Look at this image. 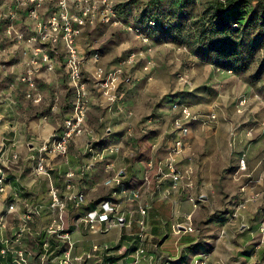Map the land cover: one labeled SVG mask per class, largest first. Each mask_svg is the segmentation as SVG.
I'll return each mask as SVG.
<instances>
[{"label": "rangeland", "instance_id": "1", "mask_svg": "<svg viewBox=\"0 0 264 264\" xmlns=\"http://www.w3.org/2000/svg\"><path fill=\"white\" fill-rule=\"evenodd\" d=\"M236 1L244 5L240 25L231 17L227 0H44L33 16L30 11L36 7L26 8L12 0L0 14L16 12L15 30L24 35V41L19 44L9 37L6 23L0 25V31L3 28L8 42V56L23 51L28 53L29 64L32 58L39 61L33 67L34 88L44 83L43 71L58 69L61 73L65 99L56 105L59 112H53L57 101L52 96L43 106L38 100L37 116L48 112L52 119L64 121L72 114L74 90L68 61L74 51L82 64L86 88L94 91L98 101L99 108L94 109L88 99V115L97 120L107 115L116 125L132 111L131 120L135 118L148 137L161 143L170 140L174 145L181 142V160L196 169L199 191L208 188L221 193L212 196L209 209L203 206L201 213L236 220V213L246 207L243 193L249 190L258 199L250 203L256 211L252 217L255 222L262 217V226L264 2ZM45 56L50 58L51 69ZM10 60H2L0 69L9 68ZM98 69L103 70L106 80L117 73L119 88L114 95H122L121 100L114 102L104 96L102 83L93 78ZM22 77L17 81L25 83ZM1 82L9 85L8 79H2L0 88L4 87ZM101 101L112 104L102 108ZM181 108H188L198 118L185 122L186 136L173 128ZM11 143L5 141L4 153H11ZM2 146L0 142V149ZM243 158L246 172L240 171ZM4 236L11 238L7 230Z\"/></svg>", "mask_w": 264, "mask_h": 264}, {"label": "crops", "instance_id": "2", "mask_svg": "<svg viewBox=\"0 0 264 264\" xmlns=\"http://www.w3.org/2000/svg\"><path fill=\"white\" fill-rule=\"evenodd\" d=\"M11 2L0 0V11L8 9ZM2 30L0 65L2 60H8L9 57L11 64L4 71L0 69V81H9L8 86L1 82L4 87L0 88V142L3 145L0 149V168H3L6 176V192L0 195V216L7 214L9 205L15 206V215L5 216L11 238L19 226L17 219L23 214V203L29 202L40 208L39 215L31 224V235L20 244H12L11 250L23 247L33 254L29 258L31 263L39 261L38 257L44 251L38 241L46 239L45 228L52 214L49 209V191L55 187L65 199L72 193L82 194L86 198V203L77 210L73 203L67 204L66 226L71 233L75 253L89 251L94 245H110L129 256L134 248L143 245L156 264H166V260H169L168 264H191L202 253H210L209 264H264V224H259L263 221L262 217L257 222L252 217L255 210L250 203L258 200L253 197L254 194L249 190L243 193L242 201L246 207L239 211L240 214L236 213V220L211 213L204 216L202 207L208 208L211 197H219L221 193L208 188L199 191L194 178L196 169L190 164H183L180 156L175 173H171L165 164L174 143L170 140L161 143L160 139L148 137L150 134L143 130L142 125L135 118L131 120L132 111L129 112L131 116L125 114L116 125L111 123L107 115L97 120L89 114L87 127L92 134L74 137L65 156L51 158L49 176L34 177L37 165L35 150L44 137L64 130L68 118L66 116L64 121H57L48 112L43 117L37 116L40 106L38 100L43 106L52 96L57 101L53 112H59L56 105L58 102L59 106L62 105L65 99V93L60 88L61 73L58 69L47 73L43 71L41 75L45 78L44 83L33 90L27 83L18 82L17 79L30 68L26 58L28 53L13 50L16 56H8L5 50L8 42ZM24 64H27L26 67ZM30 93L32 98H28ZM88 95L90 107L99 108L94 91L88 89ZM99 103L102 108L112 104L107 101ZM91 139H94L100 150L107 148L119 151L106 152L105 159L99 161L89 151ZM6 140L12 142L10 154L4 153ZM71 172L75 177L70 180L72 189L68 190L66 175ZM109 180L111 182L107 185ZM118 182L129 192L137 193L139 198L132 199L130 195L124 194ZM103 201H109L117 209L110 223L96 224L91 230L78 220ZM141 208L148 213L145 240L140 238ZM189 215H192L197 232L175 236L173 226L185 223ZM0 232L1 238L10 239L4 236L2 229ZM13 259L12 253L5 257L0 253V264H10ZM127 260L130 263L131 260ZM140 264L146 263L142 261Z\"/></svg>", "mask_w": 264, "mask_h": 264}, {"label": "built area", "instance_id": "3", "mask_svg": "<svg viewBox=\"0 0 264 264\" xmlns=\"http://www.w3.org/2000/svg\"><path fill=\"white\" fill-rule=\"evenodd\" d=\"M20 5L23 7H36L30 11L31 15L37 11V8L41 7V3L44 0H18ZM90 1V0H89ZM112 11V9H111ZM16 19V12L9 10L7 13L0 14V25L6 23V33L9 37L17 39V41H24V35L21 33H16L14 20ZM152 26H155V23H151ZM56 30V28H54ZM136 33L143 36L139 29L136 30ZM8 37V38H9ZM47 37L43 39L46 40ZM143 43H147L148 39L143 37ZM29 46V44H27ZM135 56V55H134ZM45 64L51 69L50 58L48 56L44 57ZM68 67L70 72V77L72 80V88L74 90V109L72 114L67 118L65 122V128L62 131L53 132L50 135L44 137L41 140L39 147L35 150L37 158V165L34 169V177L49 176V163L52 157H63L67 154L69 146L72 142V139L77 136H81L85 133L92 134V132L87 127V118L89 110V95L88 88L83 81V71L81 61L78 59L74 51L71 53V57L68 61ZM39 61L31 59L29 64V69L27 70L24 77H22V82L27 83L30 88L34 89V83L32 82L33 67L38 65ZM145 70L148 71L149 68L145 67ZM93 78L100 81L103 86L104 96H107L109 100L116 101L118 98L121 100L122 95L115 96L114 93L118 91L119 88V76L117 73H111L109 77H104L103 70H95ZM28 98H32V94L28 95ZM176 109L178 107H175ZM132 114L129 113V116ZM214 118V117H212ZM198 118L194 116L188 108H181L180 118L175 120L174 128L183 136L188 134V124L185 122L195 121ZM89 151L95 154V158L99 161L105 159L106 152H118V149H98L95 144L94 139L89 141ZM183 153V145L181 142H178L174 148L170 151V154L167 157L165 166L169 169L171 173H175L176 164L178 163V158ZM17 158V157H15ZM264 165V160H263ZM240 171H247L246 160L243 158L240 162ZM0 195L4 194L5 191V182L6 176L3 168H0ZM75 177L73 172L66 175V179L69 180L67 183V189H72V180ZM111 180L107 181V185L110 184ZM121 186L124 194L130 195L132 199H138L139 195L134 192H129L121 182H118ZM50 203L49 209L51 211L50 223L45 228V237L46 239H41L38 243L41 244L43 249V254L39 255V261L30 262L29 258L33 254L30 253L27 249H15L11 250L12 244H20L29 237L30 227L34 219L39 215L40 208L36 205H33L29 202H24L23 214L17 219L19 226L14 233L13 237L0 238V247H2L0 253L2 256H7L8 253L14 255V259L11 263L13 264H140L142 261H145L146 264H156L155 259H153L143 247L140 245L133 249L132 253L129 256H125L121 253V250L110 245H94L89 251L83 253H75L74 243L71 241V233L66 226V219L68 215V203H73L74 208L77 210L86 203V198L79 193H72L67 199H65L60 190L52 187L49 191ZM197 207V206H196ZM195 207V208H196ZM15 206L9 205L7 214L0 216V229L4 232L8 229V221L5 218L7 215H15ZM117 213L116 207L112 206L109 201L101 202L95 209L89 210L85 213L84 216L80 217L78 220L89 227V229H94L96 224H108L111 222V216ZM140 214L142 219L139 221L141 228L140 238L145 240L147 235L145 233L146 228V217L147 211L145 209H140ZM131 223L129 222V225ZM197 229L192 222V215L187 217L185 223H179L173 226V233L175 236H181L185 233H196ZM55 244L52 247V244ZM130 259V263L128 260ZM211 261L210 253H202L194 260L191 264H209ZM166 264L169 263V260L164 261ZM10 263V264H11Z\"/></svg>", "mask_w": 264, "mask_h": 264}, {"label": "trees", "instance_id": "4", "mask_svg": "<svg viewBox=\"0 0 264 264\" xmlns=\"http://www.w3.org/2000/svg\"><path fill=\"white\" fill-rule=\"evenodd\" d=\"M227 1H228L227 6L229 8H232L231 17L235 20L236 24H238V25L242 24L244 21V13H243L244 5H242V3L237 4L236 0L235 1L234 0H227ZM262 2H264V0H262ZM222 23H221V25H222Z\"/></svg>", "mask_w": 264, "mask_h": 264}]
</instances>
